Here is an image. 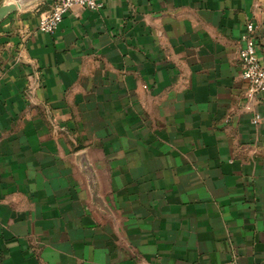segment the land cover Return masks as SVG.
<instances>
[{
    "label": "crops",
    "instance_id": "0c3cea01",
    "mask_svg": "<svg viewBox=\"0 0 264 264\" xmlns=\"http://www.w3.org/2000/svg\"><path fill=\"white\" fill-rule=\"evenodd\" d=\"M11 2L0 264H264V91L238 61L251 21L264 67V0H105L53 34V0Z\"/></svg>",
    "mask_w": 264,
    "mask_h": 264
},
{
    "label": "built area",
    "instance_id": "2783aa9c",
    "mask_svg": "<svg viewBox=\"0 0 264 264\" xmlns=\"http://www.w3.org/2000/svg\"><path fill=\"white\" fill-rule=\"evenodd\" d=\"M105 0H53L51 9L41 16L37 29L40 32L53 34L59 26L63 16L73 7L95 10L101 8ZM255 26L249 21L245 23V31L241 35V47L238 52L240 77L249 85L248 97L264 91V67L259 63L256 56V40L254 37ZM255 115L251 121L255 126L259 121Z\"/></svg>",
    "mask_w": 264,
    "mask_h": 264
},
{
    "label": "water",
    "instance_id": "95a60500",
    "mask_svg": "<svg viewBox=\"0 0 264 264\" xmlns=\"http://www.w3.org/2000/svg\"><path fill=\"white\" fill-rule=\"evenodd\" d=\"M17 8L16 3H7L0 6V20L9 12L15 10ZM78 161L80 164V168L84 176L88 180V185L92 192H95L96 189V181H95V175L92 170V167L90 166L88 160L86 159L85 152H81L78 156Z\"/></svg>",
    "mask_w": 264,
    "mask_h": 264
}]
</instances>
